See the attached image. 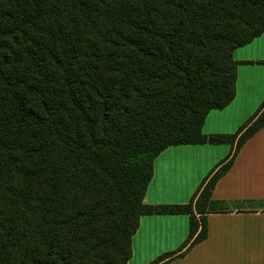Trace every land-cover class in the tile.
I'll return each mask as SVG.
<instances>
[{"label":"trees","instance_id":"obj_1","mask_svg":"<svg viewBox=\"0 0 264 264\" xmlns=\"http://www.w3.org/2000/svg\"><path fill=\"white\" fill-rule=\"evenodd\" d=\"M263 33L264 0H0V264H128L143 216L186 215L182 248L203 241L264 102L234 134L202 128ZM184 145L233 151L187 204H145Z\"/></svg>","mask_w":264,"mask_h":264},{"label":"crops","instance_id":"obj_2","mask_svg":"<svg viewBox=\"0 0 264 264\" xmlns=\"http://www.w3.org/2000/svg\"><path fill=\"white\" fill-rule=\"evenodd\" d=\"M240 64L234 100L211 111L202 131L234 134L264 102V33L234 51ZM228 145H184L164 150L154 161L146 189L147 205H185L201 182L229 160ZM214 211L206 215L207 234L200 243L182 248L188 216H143L132 237L128 264H264V126L238 151L211 195ZM189 247V248H188Z\"/></svg>","mask_w":264,"mask_h":264},{"label":"rangeland","instance_id":"obj_3","mask_svg":"<svg viewBox=\"0 0 264 264\" xmlns=\"http://www.w3.org/2000/svg\"><path fill=\"white\" fill-rule=\"evenodd\" d=\"M258 77H260L261 79H263L264 78V74H258ZM263 90H264V84L261 87V91H263Z\"/></svg>","mask_w":264,"mask_h":264}]
</instances>
